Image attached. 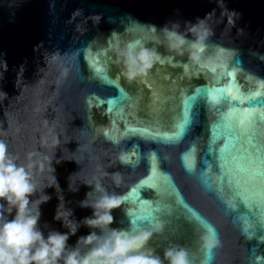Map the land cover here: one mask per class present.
I'll return each instance as SVG.
<instances>
[{"label": "water", "instance_id": "water-1", "mask_svg": "<svg viewBox=\"0 0 264 264\" xmlns=\"http://www.w3.org/2000/svg\"><path fill=\"white\" fill-rule=\"evenodd\" d=\"M224 4L240 14L235 26L215 0H0V92L7 94L0 99V141L40 192L56 185L55 168L60 188H45L51 199L40 206L45 236L68 232L54 219L60 189L81 221L93 211L79 207L92 190L81 182H98L123 200L110 227L128 229L136 218L164 223L150 241L162 258L177 244L189 249L193 264H264V176L249 182L237 169L258 156L264 172V0ZM213 9L204 27L214 35L194 64L161 30L177 22L192 39L185 22ZM127 45L159 56L147 76L127 79L121 55ZM196 87L230 88L244 100L202 92L177 135L183 98ZM121 89L129 99H119ZM253 136L260 137L252 140L258 153L248 143ZM77 172L79 191L71 192L68 177ZM210 229L218 243L208 260L200 237ZM91 231L82 225L68 244Z\"/></svg>", "mask_w": 264, "mask_h": 264}, {"label": "clouds", "instance_id": "clouds-1", "mask_svg": "<svg viewBox=\"0 0 264 264\" xmlns=\"http://www.w3.org/2000/svg\"><path fill=\"white\" fill-rule=\"evenodd\" d=\"M215 2L217 7L222 6L221 16H226L228 22L235 26V20L240 14L229 10L224 0ZM214 13L215 9L204 18H197L194 24L185 22L184 28L194 33L192 39L178 30L181 25L177 22L171 23V27L165 25L161 31L165 33L172 49L181 53L187 50L191 62L200 64L208 46L209 35H214V31L204 25L208 17ZM121 55L129 81L147 76L154 63L159 60L154 50L146 47L136 50L131 45H127ZM261 59H264V56H261ZM4 64L6 71V61ZM212 71H216L214 66ZM3 98H7V94L0 92V99ZM108 135L105 132V136ZM121 160L126 162L123 156ZM68 161H75L78 164L76 160ZM52 173L56 185H48L45 188L59 187L53 166ZM77 174L78 172L72 173L68 177V190L71 192L79 191V187H74L72 181L73 176ZM81 183L92 190L86 193L84 200L78 202L79 207L91 208L92 215L81 221L73 219L74 212L66 207L60 189L58 196L60 204L54 219L61 222L68 232L51 230L45 236L39 227L40 206L51 197L45 193V188L42 192L37 189L27 168L18 164L16 158L8 151L7 145L0 141V264H193L189 249L184 246L169 245L164 251L163 258L150 246L153 237L165 230V225L159 218L133 219L128 229L110 227L114 222L112 210L119 208L123 200L119 196L108 194L98 182ZM93 193H96L95 200L91 199ZM127 215L130 218L135 216L131 211H127ZM82 225L93 231L87 236L80 237L75 246H70L68 244L70 236L75 235ZM95 229L100 230L99 234ZM217 243L211 229L200 237V247L205 250L208 260L211 259V250Z\"/></svg>", "mask_w": 264, "mask_h": 264}, {"label": "snow or ice", "instance_id": "snow-or-ice-1", "mask_svg": "<svg viewBox=\"0 0 264 264\" xmlns=\"http://www.w3.org/2000/svg\"><path fill=\"white\" fill-rule=\"evenodd\" d=\"M94 71H96L97 73H99L101 71V69L99 68H95L94 67ZM146 83V81H145ZM187 91V90H185ZM205 92L206 94L209 92H215V93H220V94H226L225 98L229 99L232 102L235 101H241L243 102L244 97L238 96V95H233L231 89H210V90H205L199 87H196L193 89V94L191 95H185L183 98V116H184V123L180 125V132L177 133V135H182L184 130H185V126L187 124L190 123L189 120V111L198 103V101L202 98L201 97V93ZM120 100H127L129 99L128 95L121 89L120 91ZM248 99L250 101L255 100L256 97L255 96H250L248 97ZM212 100L215 102H218V99L216 96H212ZM109 104L114 103V101H108ZM222 110V109H221ZM247 111V110H245ZM214 131H216L217 133H219V130L217 128L213 129ZM231 134V132L229 133ZM255 139L257 141V144L260 142V137L259 136H253L251 138H249L248 143L252 146V151L254 153H258L260 151V149L257 147L256 144H252V140ZM211 143L212 141H209V147H211ZM259 157H249L248 158V163L246 165H241V164H237V169L240 172L246 173L247 175V180L249 182L258 179L261 176H264V172H261L260 168L256 166L257 162L259 161ZM186 166L190 167V163L187 164ZM237 195H240L239 193ZM241 202L245 203V206L247 207V203L246 201L241 197Z\"/></svg>", "mask_w": 264, "mask_h": 264}]
</instances>
